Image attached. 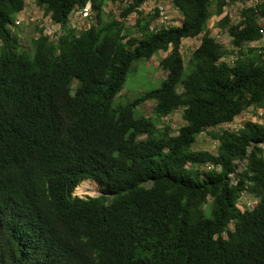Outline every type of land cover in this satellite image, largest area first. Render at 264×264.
<instances>
[{
  "label": "trees",
  "instance_id": "1",
  "mask_svg": "<svg viewBox=\"0 0 264 264\" xmlns=\"http://www.w3.org/2000/svg\"><path fill=\"white\" fill-rule=\"evenodd\" d=\"M88 1L35 0L62 33L37 27L26 47L12 32L25 0H0V264H264V113L211 133L216 153L193 148L208 127L264 110V48L250 45L264 0L216 23L233 62L209 26L231 0H170L181 23L159 30L145 0H119L117 15L104 6L118 0H91L77 31L70 15ZM161 50L160 87L116 102L134 61ZM179 108L174 132L163 119ZM85 178L103 193L75 195ZM245 192L257 201L242 210Z\"/></svg>",
  "mask_w": 264,
  "mask_h": 264
},
{
  "label": "rangeland",
  "instance_id": "2",
  "mask_svg": "<svg viewBox=\"0 0 264 264\" xmlns=\"http://www.w3.org/2000/svg\"><path fill=\"white\" fill-rule=\"evenodd\" d=\"M168 4L169 11L172 14L173 20L175 22L178 19L182 20L181 13L179 10L171 5L170 0H165ZM256 0H231V2L225 6V10L222 14L218 16H213L209 20V26L211 29V34L214 35L220 42H222L226 48L229 50L228 57L231 59L237 53V48L232 45V36L229 34L226 28L222 26L216 25V23L226 14H229L231 17L232 22H237L241 17V10L244 6L253 5ZM124 3L121 1H108L105 4V8L107 11H112L114 14H118L121 6ZM144 9L145 7L142 6ZM136 13H132L128 17V24H133L136 20ZM46 16L44 14L43 9L38 7L35 0H25L24 8L16 15L17 23L12 26V32L18 36L20 43L24 44L26 47L29 46L30 39L33 36H38L37 27L43 28V31L46 32L45 29V21L41 18ZM50 17V16H49ZM86 17L81 16L79 13L71 14L69 21L72 28H75L77 31L81 29L87 28L91 22L87 19H83ZM131 27V26H130ZM53 31L49 36V38L53 41L57 39V37L62 33V28L59 27L54 23V27L52 28ZM64 31V30H63ZM200 36L185 38L182 42V53L185 62L188 61L189 56L192 50L199 44ZM250 45L261 46L264 48V36L262 39L251 42ZM167 51L161 50L159 53L155 54L150 59H137L134 61L132 66L130 67L128 74L126 76V80L124 83L123 88L121 89L120 93L116 97V102H125L131 100L141 93L145 91L152 90L155 88L160 87L166 72L162 69L159 65V60L165 56ZM227 57V58H228ZM153 112V102L151 100L145 101L143 104L137 107L138 114H144L146 116L151 115ZM264 110L262 109H252L249 108L248 110L241 113L237 116L232 122L219 124L217 126L208 127L205 131L200 133L197 137L196 143L193 145L194 149H203L210 152H217L218 141L213 138V132L222 131L223 129L229 128L234 129L240 127L246 120H261L263 116ZM163 122L169 123L173 128L174 132L184 124V120L182 118V108L177 109L171 115L165 117ZM237 172L241 171L242 168L245 166L247 159L244 160H237ZM87 184L90 186L95 185V190L92 193H81L80 190H75V193L81 196L86 195H96L98 194V184L94 181L87 180ZM97 186V187H96ZM100 188V187H99ZM256 198L250 196L246 192L239 198L238 206L240 208L253 207Z\"/></svg>",
  "mask_w": 264,
  "mask_h": 264
},
{
  "label": "built area",
  "instance_id": "3",
  "mask_svg": "<svg viewBox=\"0 0 264 264\" xmlns=\"http://www.w3.org/2000/svg\"><path fill=\"white\" fill-rule=\"evenodd\" d=\"M258 2V0H256ZM254 2V4L256 3ZM145 7L144 9L142 8ZM139 9L144 10L145 13H152L153 14V19L150 24V29L151 30H159L162 28L169 27L171 25H178L180 24V20L178 19L177 22L173 20L172 14L169 11L168 4L165 0H145L143 5ZM79 13L81 16L86 17L83 18L85 20H89L90 22L92 21L94 17V10H93V5L92 1L89 0L85 6L75 9L72 14ZM45 21V29H46V34L50 35L53 31L52 28L57 25L59 27L60 24L54 22L51 17L48 15L41 17ZM17 23V20L15 21ZM70 22V21H69ZM231 62H233V58L230 59ZM213 166L211 164H206L205 168L209 169L212 168ZM244 194V193H243ZM248 194V193H247ZM257 200H255L256 202ZM242 210L244 208H241Z\"/></svg>",
  "mask_w": 264,
  "mask_h": 264
},
{
  "label": "bare ground",
  "instance_id": "4",
  "mask_svg": "<svg viewBox=\"0 0 264 264\" xmlns=\"http://www.w3.org/2000/svg\"><path fill=\"white\" fill-rule=\"evenodd\" d=\"M77 190L82 191L81 193H92L96 188L95 185L90 186L89 184H87V180H85L84 183L78 185Z\"/></svg>",
  "mask_w": 264,
  "mask_h": 264
},
{
  "label": "clouds",
  "instance_id": "5",
  "mask_svg": "<svg viewBox=\"0 0 264 264\" xmlns=\"http://www.w3.org/2000/svg\"><path fill=\"white\" fill-rule=\"evenodd\" d=\"M85 180H90V181H93V182L95 181V182L99 185L98 187H97V186H96V187H97V188H99V187L101 188V184H100L96 179H93V178H85V179H83L79 184H77V186L80 185V184H82V183H84ZM77 186H76V187H77ZM76 187H75L73 193H74L75 195H78L79 193H78V194L75 193ZM101 189H102V188H101ZM81 195H82V194H81ZM81 195H79V196H81ZM89 195H91V194H89ZM96 195H97V194H96ZM96 195H92V196H96ZM99 195H100V194H99ZM97 196H98V195H97ZM81 197H85V196H81Z\"/></svg>",
  "mask_w": 264,
  "mask_h": 264
},
{
  "label": "water",
  "instance_id": "6",
  "mask_svg": "<svg viewBox=\"0 0 264 264\" xmlns=\"http://www.w3.org/2000/svg\"><path fill=\"white\" fill-rule=\"evenodd\" d=\"M244 159H245V158H244ZM244 159H242V160H244ZM97 192H98V194H97V195H99V194H102V193H103V191H102V189H101V188H98ZM97 195H96V196H97Z\"/></svg>",
  "mask_w": 264,
  "mask_h": 264
}]
</instances>
